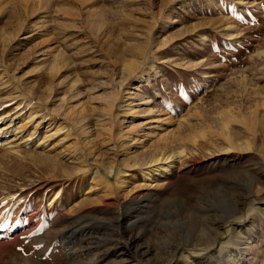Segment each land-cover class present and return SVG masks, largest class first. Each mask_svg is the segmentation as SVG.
<instances>
[{
	"label": "rangeland",
	"instance_id": "rangeland-1",
	"mask_svg": "<svg viewBox=\"0 0 264 264\" xmlns=\"http://www.w3.org/2000/svg\"><path fill=\"white\" fill-rule=\"evenodd\" d=\"M149 72L133 104L170 121L141 150L101 141L65 160L0 144V264H264V0H0L1 118L38 111L95 137L112 116L94 96ZM68 106L85 109L77 127ZM228 115L257 126L228 123L233 151ZM164 153L175 168L145 182L140 166Z\"/></svg>",
	"mask_w": 264,
	"mask_h": 264
},
{
	"label": "bare ground",
	"instance_id": "bare-ground-1",
	"mask_svg": "<svg viewBox=\"0 0 264 264\" xmlns=\"http://www.w3.org/2000/svg\"><path fill=\"white\" fill-rule=\"evenodd\" d=\"M45 4H47V3H45ZM45 8H46V6H45ZM93 29L95 30V27ZM140 51H141L140 54L142 55V53L144 52V56L146 57L147 53L145 52V50H140ZM261 53H263V52H261ZM136 60L137 59H135V61ZM125 62H127V61H125ZM132 62H128L127 65L129 67H132V65H133ZM52 68L51 69L53 71H51V72L57 73V75H58L59 70L57 68L54 69V67H52ZM58 68H60V67H58ZM132 72H134L133 69H132ZM150 74L151 73L149 72V73L144 74L140 78H137V80L139 79V82L132 85L133 88H128V90L125 94L119 93L118 92L119 90L117 92L114 90L115 91L114 93L112 92V94H108V96H106L104 98H103V96H105L107 94H104L102 96V98H101V96L100 97H97V95L94 96V97H96L95 99H97V101L98 100H100V102L102 100L105 101L104 105L101 104L102 105L101 106L102 111L105 110L112 116V118L109 119L108 121H104L103 123H100L101 125H99V126L101 127V130L99 131L98 135L96 134L97 136H95V137L91 133L92 130H90V131L88 130L89 128H83V127H81L80 129L76 128L78 122L76 121V117H74V115H75V112H77V111L80 114L84 113L85 109L82 106L72 107V108L68 106L66 108L65 113L68 115V118L70 119V121L73 122L74 124H76L75 128L78 130V133L74 134V133H72V131L70 129L69 131L64 133V136H63V132L61 133L63 127L61 129V125H59L56 121H54V122L45 121V117L43 115H41L40 112H38V111L32 112V113L30 112L31 113V114L29 113L30 115H28L27 117L25 115V118L21 119V116L23 114L21 113L22 114L21 115L19 113L20 112L19 111L17 113L14 112L16 114H13L12 116L7 115V116L2 117V118L0 117V144H1V147L4 148L3 150H5V154L8 153L11 156H15V157H19V158H21L23 152L27 148L32 147L35 151H38L40 153L55 155V157L57 156L59 159H60V157H62V159H65V160H68V159L71 160L73 158H76L75 154L79 149H81V147L85 148L84 146L90 147L91 145L92 146L97 145L101 141H102L103 145L104 144H106V145L110 144V145H114V146L120 145V147H122L124 149V151L126 150L129 154H130V151L133 149L141 150L143 148V145L146 142V139L150 140V138H152V137L162 135V133L165 132V130L167 129L166 125L170 121V120L168 121L169 116L167 118V115L165 113H162V111H161L162 109L159 110V109L152 107V101H150L151 99L143 98V99H141V101L143 103L138 104V105L133 104L135 101L134 99H136V97L139 95L137 93H139V91L144 87V82L146 81L145 77L149 76ZM0 77H2V75ZM0 79H2V78H0ZM52 82L54 83V81H52ZM52 88H51V92H52ZM136 94H137V96L135 98H133V96H135ZM98 96H99V94H98ZM94 97H92V99ZM125 97H127L126 100H124ZM121 103H129L128 104L129 112L132 115L131 117L129 116V118L125 119L124 121L119 119L117 117V115H116V117L113 116L115 109ZM142 105L149 107L148 108L149 114H147L148 116H146V117H143L140 115V110H141L140 108ZM156 106H159V105L157 104ZM59 109H60V107H59ZM61 109L65 110V107L64 108L62 107ZM54 111H58V109H54ZM107 112H105V113H107ZM152 114H157V115H155V118L154 117L150 118L149 116H151ZM232 121H238V122L246 125V127H248V129H250V131L255 130L257 127L256 122H254V120H252L250 118L241 117V116L240 117L239 116H232V115L229 116L228 115L227 122H225L223 126L225 129H227L226 131H228L225 133V136H226L225 138L231 144V147H230L231 151H233L232 150L233 148L235 149L237 147L233 143V138H232V136L228 130V128H229L228 123L230 124V122H232ZM14 129H16L15 132H14ZM64 129H66V127ZM43 130H45V132H43L44 133L43 137H42V139H39L38 136L41 135L40 133ZM209 132H211V131L208 129V130H205V131H202V132H199V133L192 135L190 137V142L191 141L196 142L197 138L204 137V136H206L207 133L209 135ZM77 135L79 136L80 139H77ZM210 135H213V134L210 133ZM159 137H161V136H159ZM113 143H115V144H113ZM249 146L250 145H248V143H247V146H246L247 150L249 149ZM251 146H252V144H251ZM113 149H115V147ZM185 152H186V150L184 149V150L178 152V155L184 154ZM128 153L125 154V156L128 155ZM171 154H173V153H171ZM170 155L167 156L165 154V155H162L161 157H156V158L152 159L150 162L143 164V166H140V167H144V168H140L142 171L143 180L147 183H154L157 176L158 177L163 176V174L169 175V173L175 168V161H174L175 156H173V155L170 156ZM73 156H75V157H73ZM82 156H83V154H82ZM84 159H86V158H84ZM84 163L85 162L81 163V168H80L81 170L80 171L84 172V173L91 172L89 170V166L83 165ZM126 172H128V171H126ZM114 173H115L114 167H111L110 169H108V176L109 177L113 176ZM91 175H93L94 177H96V176L98 177V175H100V173H99V171L92 172ZM118 185H119V187L123 188L125 183L121 182ZM59 194H60V192H57L55 194L53 202L50 204L51 206L57 201V199L59 198ZM235 225L236 224H234L233 222H230L228 225L224 226L226 229L225 228H223V229L226 231H228V230H234L235 231L236 230V228H234ZM249 245L250 246L253 245L252 241L250 242ZM206 249L207 248L193 249V250L188 251V252H191L190 255L193 257L196 256V258H197L198 256L202 255L206 251ZM206 254H208V253H206ZM208 256L209 255H205L202 257L206 258ZM230 260H231V262H233L234 261L233 257H231Z\"/></svg>",
	"mask_w": 264,
	"mask_h": 264
}]
</instances>
